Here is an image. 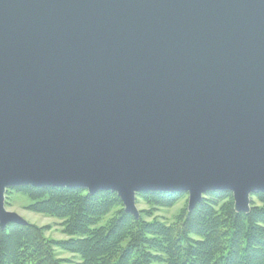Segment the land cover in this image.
<instances>
[{
	"label": "water",
	"instance_id": "95a60500",
	"mask_svg": "<svg viewBox=\"0 0 264 264\" xmlns=\"http://www.w3.org/2000/svg\"><path fill=\"white\" fill-rule=\"evenodd\" d=\"M264 192V0H0L9 187Z\"/></svg>",
	"mask_w": 264,
	"mask_h": 264
},
{
	"label": "trees",
	"instance_id": "16d2710c",
	"mask_svg": "<svg viewBox=\"0 0 264 264\" xmlns=\"http://www.w3.org/2000/svg\"><path fill=\"white\" fill-rule=\"evenodd\" d=\"M16 189L37 201L32 205L36 211L65 219L64 232L70 238L49 240L45 227L10 223L6 229L0 227V264H65L57 248L79 255L83 264H264V192L252 194L260 205L252 201L248 214L237 212L233 202L217 215L203 201L177 224L167 226L126 212L118 194L110 190L90 194L84 188ZM142 194L160 206H170L182 195ZM213 194L233 201L230 191ZM113 209L115 215L99 225Z\"/></svg>",
	"mask_w": 264,
	"mask_h": 264
},
{
	"label": "rangeland",
	"instance_id": "374dc122",
	"mask_svg": "<svg viewBox=\"0 0 264 264\" xmlns=\"http://www.w3.org/2000/svg\"><path fill=\"white\" fill-rule=\"evenodd\" d=\"M16 187H9L6 190L5 206L7 210L20 214L25 220H27L28 224L45 227V237L49 240H67L70 238V236L64 232L65 219L36 211L32 208V205L36 204L37 201L31 199L28 194L16 189ZM210 192L211 191L204 193L203 199L199 202L203 203V201H205L206 208H209V205L211 204L217 215L221 214L222 211H226L229 205L233 204V202L235 208L234 197L232 201V198H229L228 196L216 197L213 194L216 191ZM142 193L143 192H138L136 194V205L138 207L139 217H135H141L142 220L150 223H163L167 226L175 223L177 224L178 221L185 216L186 212H192L199 204L198 203L192 210H189V194L187 192H178L182 193V195L176 198V201L170 206H160L152 203L150 198ZM252 194L250 195V208H252V201L255 205H260L257 198ZM115 212L116 209H113L111 213L106 215L99 222V225L106 224L115 215ZM246 222L247 221L244 220L243 223L245 224ZM56 252L60 258L66 261L65 264H83L81 257L73 252L61 248H57Z\"/></svg>",
	"mask_w": 264,
	"mask_h": 264
}]
</instances>
